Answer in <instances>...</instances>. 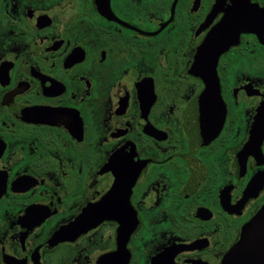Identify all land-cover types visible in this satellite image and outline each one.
<instances>
[{
	"label": "flooded vegetation",
	"instance_id": "1",
	"mask_svg": "<svg viewBox=\"0 0 264 264\" xmlns=\"http://www.w3.org/2000/svg\"><path fill=\"white\" fill-rule=\"evenodd\" d=\"M263 206L264 0H0V264H223Z\"/></svg>",
	"mask_w": 264,
	"mask_h": 264
},
{
	"label": "water",
	"instance_id": "2",
	"mask_svg": "<svg viewBox=\"0 0 264 264\" xmlns=\"http://www.w3.org/2000/svg\"><path fill=\"white\" fill-rule=\"evenodd\" d=\"M98 7L99 10L103 12V3H99ZM193 73L198 74V67L196 65L195 67H193ZM206 84V96H209L212 92L211 84H213L212 75H210V73L207 74ZM205 134L206 136L204 138H201L200 136L199 138H201V140L207 139L210 135L214 133L209 131ZM85 217L86 216L84 215L81 219L83 223H85ZM74 229L75 225L66 228L64 231L61 232V234H66L67 232L73 231ZM223 264H264V206L244 226L240 236V240L227 253Z\"/></svg>",
	"mask_w": 264,
	"mask_h": 264
}]
</instances>
